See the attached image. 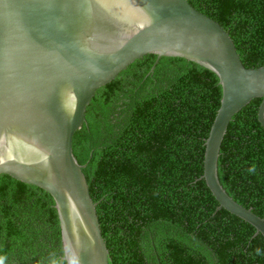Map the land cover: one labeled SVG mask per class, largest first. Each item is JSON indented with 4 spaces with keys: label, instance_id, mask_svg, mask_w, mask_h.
I'll return each instance as SVG.
<instances>
[{
    "label": "trees",
    "instance_id": "trees-1",
    "mask_svg": "<svg viewBox=\"0 0 264 264\" xmlns=\"http://www.w3.org/2000/svg\"><path fill=\"white\" fill-rule=\"evenodd\" d=\"M188 2L229 33L244 67L264 66V0ZM156 61L146 55L98 89L73 138L109 264H264V237L217 210L202 178L205 143L221 106L219 78L183 58ZM261 103L252 100L230 122L218 176L230 197L264 219ZM63 257L52 196L0 175L4 264H68Z\"/></svg>",
    "mask_w": 264,
    "mask_h": 264
},
{
    "label": "water",
    "instance_id": "water-1",
    "mask_svg": "<svg viewBox=\"0 0 264 264\" xmlns=\"http://www.w3.org/2000/svg\"><path fill=\"white\" fill-rule=\"evenodd\" d=\"M146 55L157 56L156 64L183 58L219 78L221 106L202 178L217 210L264 237V219L230 197L218 176L228 126L257 98L264 128V66L244 67L218 22L188 0H0V175L52 196L68 264H109L74 135L97 90Z\"/></svg>",
    "mask_w": 264,
    "mask_h": 264
},
{
    "label": "clouds",
    "instance_id": "clouds-1",
    "mask_svg": "<svg viewBox=\"0 0 264 264\" xmlns=\"http://www.w3.org/2000/svg\"><path fill=\"white\" fill-rule=\"evenodd\" d=\"M249 173H254L255 172V165H252L249 169H248ZM256 255H261V250L260 249H256L255 250ZM0 264H4V259L0 258Z\"/></svg>",
    "mask_w": 264,
    "mask_h": 264
}]
</instances>
